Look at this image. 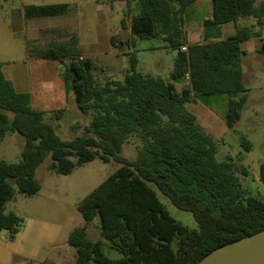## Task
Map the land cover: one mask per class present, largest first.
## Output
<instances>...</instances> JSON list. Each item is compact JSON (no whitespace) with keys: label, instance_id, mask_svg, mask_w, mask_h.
Returning a JSON list of instances; mask_svg holds the SVG:
<instances>
[{"label":"trees","instance_id":"16d2710c","mask_svg":"<svg viewBox=\"0 0 264 264\" xmlns=\"http://www.w3.org/2000/svg\"><path fill=\"white\" fill-rule=\"evenodd\" d=\"M134 1L137 13H130V8L127 12L133 38L161 39L165 48L175 51L168 79L140 73L135 54L127 53L123 79L99 82L90 60L78 59L75 35L32 48L25 43L28 58L63 65L66 94L72 95L82 114L93 112L81 136L61 140L46 115L59 120L64 108L51 112L31 108L29 93L14 90L0 63V142L7 133L24 139L18 162L0 160V231L13 235L21 226V219L6 205L15 188L24 196L39 191L35 170L45 158L51 160L48 169L60 175L94 159L114 160L120 166L78 205L84 224L66 238L76 251L74 264H197L216 248L264 230V199L252 196L236 176H244L245 169L228 158L215 160L212 137L186 109L188 103L207 106L209 98L226 95L222 119L233 129L246 100L240 66L244 52L239 43L259 37L264 0H210V18L202 22L203 41L195 44L187 43L183 30V14L195 0ZM71 9L67 3L28 5L23 13L30 18ZM246 17L254 19L256 31L237 27L232 36L221 39L222 24ZM120 26L124 27V19ZM257 53L264 56V43ZM179 81L184 85L177 91L174 83ZM129 135L142 143L134 160L120 154ZM240 144L248 150L246 141ZM258 181L264 184V163L259 166ZM148 183L176 208L190 212L197 229L175 221ZM95 219L101 238L121 258H106L101 240L87 238L85 229Z\"/></svg>","mask_w":264,"mask_h":264},{"label":"rangeland","instance_id":"374dc122","mask_svg":"<svg viewBox=\"0 0 264 264\" xmlns=\"http://www.w3.org/2000/svg\"><path fill=\"white\" fill-rule=\"evenodd\" d=\"M131 1L130 13L135 14L137 5L134 0ZM2 3L3 0H0V21L4 14ZM243 19L254 25L252 17ZM1 31L3 28L0 26V33ZM259 31V38L264 40V26L259 28ZM3 36L4 34L2 39ZM59 38L60 35L57 34L49 35V39ZM28 45L32 48L43 46L44 43L29 42ZM165 45L161 39H144L137 40L134 46L135 56L141 61L147 59L150 63L151 75L162 79H168L175 56V51L164 48ZM24 46L22 36L15 35L14 44H5V48L12 50V56H3V48L0 47V61H15V67L20 66L25 60ZM152 47L156 48L154 53L149 50ZM123 62L126 69V57H123ZM240 66L246 100L233 129L227 128L222 119L226 110V95L213 96L207 101L208 109L217 118L218 123L214 118H210L208 110L194 114L199 120V125L215 143V160L221 162L228 158L237 166L243 167L245 175L236 174L241 186L252 196L264 199V184L258 181V169L264 163V56L247 48L241 56ZM124 71L105 77L98 70L95 77L99 82H104L107 78L120 81ZM181 85L182 82H176L177 91L181 89ZM235 99H238V96H235ZM195 108L197 107L194 106ZM92 114V111L82 114L75 107L59 120H50V115H46V118L53 124L60 139L69 141L84 134ZM5 136L0 142V160L8 163L18 162L24 139L17 133H7ZM240 140L249 144L248 150L241 146ZM141 146L138 137L129 135L121 147L120 154L134 160ZM50 161L49 157L45 158L35 170V178L40 185L35 195L24 196L13 184L14 196L7 203L6 210L21 219V226L13 235L8 230L0 231V264H74L76 251L67 245L66 238L70 231L84 224L78 205L120 166L114 160L103 163L94 159L75 167L68 175H60L48 169ZM148 186L153 189L159 202L175 221L188 229H197V223L190 212L176 208L152 183H148ZM85 232L88 239L101 240V250L106 258H121L122 254L101 238L97 219L87 225Z\"/></svg>","mask_w":264,"mask_h":264},{"label":"crops","instance_id":"0c3cea01","mask_svg":"<svg viewBox=\"0 0 264 264\" xmlns=\"http://www.w3.org/2000/svg\"><path fill=\"white\" fill-rule=\"evenodd\" d=\"M61 3L69 4L72 9L59 15L30 18H26L23 13L24 6ZM131 3V0H3L1 6L4 14L0 21V26L3 28L0 33L2 55L6 58L12 56V50L5 48V44H14L15 35L22 36L24 43L41 41L44 44L50 41L49 35L51 34L60 35L57 39L59 41L75 35L79 57L83 60H90L94 75L98 70L105 77L119 74L126 70L123 62L125 54H135L132 45L136 44V40L131 34L130 19L127 14ZM210 13V0H195L187 6L183 14V30L188 44L203 41L202 22L210 18ZM122 19H124V27L120 26ZM248 26L252 31L257 30L253 24L246 22L243 18L235 22H226L220 27L221 39L232 36L237 27L248 28ZM111 38L114 39L113 45L110 44ZM262 43L264 40L252 36L241 41L239 46L243 52H246L247 48L257 52ZM149 50L154 53L156 48L152 47ZM136 59L137 70L142 74L151 75L148 60L141 61L137 57ZM0 63L4 77L12 83L14 90L29 93L31 108L43 112L64 108L61 116L63 118L76 107L72 95L65 92L61 78V65L58 62L28 58L25 52V60L20 66L15 67V61H0ZM183 85L182 82L181 88ZM187 105L186 109L192 114L207 112V110L210 112L208 106L199 101ZM194 106L197 108L194 109ZM209 116L217 123L219 122L211 112ZM196 120L199 122L197 117ZM5 138L6 136L3 139Z\"/></svg>","mask_w":264,"mask_h":264},{"label":"water","instance_id":"95a60500","mask_svg":"<svg viewBox=\"0 0 264 264\" xmlns=\"http://www.w3.org/2000/svg\"><path fill=\"white\" fill-rule=\"evenodd\" d=\"M197 264H264V230L216 248Z\"/></svg>","mask_w":264,"mask_h":264},{"label":"built area","instance_id":"2783aa9c","mask_svg":"<svg viewBox=\"0 0 264 264\" xmlns=\"http://www.w3.org/2000/svg\"><path fill=\"white\" fill-rule=\"evenodd\" d=\"M181 50H185V46L181 47ZM79 60H82L81 57L78 58Z\"/></svg>","mask_w":264,"mask_h":264}]
</instances>
